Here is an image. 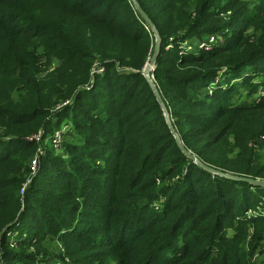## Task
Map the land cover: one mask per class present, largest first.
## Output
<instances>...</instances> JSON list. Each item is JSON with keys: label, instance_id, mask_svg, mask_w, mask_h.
Masks as SVG:
<instances>
[{"label": "trees", "instance_id": "16d2710c", "mask_svg": "<svg viewBox=\"0 0 264 264\" xmlns=\"http://www.w3.org/2000/svg\"><path fill=\"white\" fill-rule=\"evenodd\" d=\"M134 1L159 36L151 76L183 147L264 181V0L251 15L249 0H0V264L49 259L55 238L69 262L56 250L51 264H264V187L178 147L142 74L155 43ZM219 32L222 47L166 49ZM224 65L237 83L223 90ZM64 117L67 161L42 148ZM18 224L25 239L10 240Z\"/></svg>", "mask_w": 264, "mask_h": 264}, {"label": "rangeland", "instance_id": "374dc122", "mask_svg": "<svg viewBox=\"0 0 264 264\" xmlns=\"http://www.w3.org/2000/svg\"><path fill=\"white\" fill-rule=\"evenodd\" d=\"M239 1H247V0H239ZM249 1L252 2L253 4L250 5L248 7V9L245 11V14L246 15H251V12H254L255 13L257 10L260 9V5H261L260 4V1L261 0H249ZM227 14H228V12L227 13L220 12V17H223L224 18V17L227 16ZM235 27H237L236 24L233 25V27H231V28L228 27L227 29L224 30V32L225 33H229V32H231L229 30H232V28H235ZM150 28H151L150 36L152 38H154V43H156L155 42V35L153 33L152 27L150 26ZM252 32H253V29H252V27H250L249 30L247 31L246 35H251ZM169 40H172V39L169 38ZM171 42H172V44L169 45V46H167L166 49H169L171 47H178L180 49V54L183 53L181 55L197 53V52H199V51H201L203 49H209V50H211L213 48L222 47L224 45L223 38L220 35V32L217 33V34H210L205 39L200 38L198 35H191V36L186 37L183 40L177 41L174 46H173V40ZM153 52H154V49H153ZM153 52H152V54H153ZM152 54H151V56H152ZM151 56H150V58H151ZM150 58H149V60H150ZM149 60H148V63H146L143 68H145V66L149 65V62H150ZM154 65H155V63H154ZM154 65L151 67V70H154ZM262 68H264V67H262ZM219 70H220L219 80H216L214 82V84L217 85L219 88H221V89L224 90L225 88H228L227 86H231L232 84H236L237 83L236 82L237 79L230 78V71H228L227 66H225V65L224 66H221ZM99 73H102V70H99ZM144 73L145 72H144V69H143L142 74H143L144 78L147 80V78L145 77ZM149 77L152 80V83L158 89V86H157L156 82L153 80V77L151 76V74L149 75ZM256 81L259 82L260 81V78L257 79ZM188 84H194V83L193 82H190ZM211 85L212 84H209L207 88H204L202 90V93L203 94H206V92H207V95H211L212 92H213V90L216 89L215 86H211ZM199 86H200L199 83L196 82L195 88L196 89H199L200 88ZM262 87H264V86H262ZM260 90L264 91V88H261ZM158 92H159V90H158ZM259 92L260 91H258V93L254 95L253 98L255 100L258 98V96H260L259 95ZM159 94H160V92H159ZM243 94H245V92H243ZM236 97L234 98V101H235ZM242 102H247V103H245L246 105L250 103V101L248 99H246V98H244V97L241 96L238 99V104H244ZM70 103L71 102H65L63 105H60L58 108L66 105V104L68 105ZM164 108H163V110H164ZM167 111L168 110H166L164 112V116L167 117L168 124H170L173 127V124H172L173 119L171 118V116L168 114ZM228 122H232V121H225V123H228ZM232 123H234V122H232ZM59 128H61V131H58V130L57 131H53V132H51L48 135L50 137V145H49V142H47L46 140H44L42 142V148H43L44 151L46 149L49 152H51V154L54 155L55 157H58L61 160L67 161L70 154H69L68 149L66 148V143L69 140V138H68V136H64V138H63L62 134L65 133V132L74 131V128H73L72 122L67 117H64L61 120V122L59 124ZM174 133H175L176 136H178L176 134L175 130H174ZM0 140H2V139H0ZM3 142H5L3 144H7L10 141L7 140V141H3ZM225 145H226V147L229 148L228 149L229 152H230L229 153V156H230V159H232L238 153V149L236 148V146L234 144V135H233V137H231V138H229V139H227L225 141ZM249 145H250V143H249ZM259 147H261V146L260 145H257L254 148L257 149ZM197 161H199V160H197ZM197 161L196 160H193V163L198 164ZM32 170H33V173H38V164H37V168L32 169ZM28 183L24 186V189L26 188V186L28 185ZM30 183H32V182H30ZM41 188H42V191L41 192H46V190H47L46 187H41ZM27 232L28 231L26 230V228L22 224H18L16 227H14V229L11 232H9L7 234V236H8V238L10 240H15L21 234L22 235V239H25V236H26V233ZM233 232L234 231L229 230L228 231V234L231 235V234H233ZM44 247L50 253L49 259L46 258V257H43V259H42L43 261H36V264H51V263H53L54 261H52L50 258H53V256H55L54 254H56V250L58 252H61V254L64 256L66 262H69L68 261L69 260V257L66 256V247L64 246L63 242L60 239L55 238V241L54 242L51 241V240L50 241H46L44 243ZM28 248H30V251H33L34 250L33 247L31 248L30 246H28ZM255 260H264V257H259L256 254ZM18 264H20V263H18ZM54 264H62V263L56 262Z\"/></svg>", "mask_w": 264, "mask_h": 264}, {"label": "water", "instance_id": "95a60500", "mask_svg": "<svg viewBox=\"0 0 264 264\" xmlns=\"http://www.w3.org/2000/svg\"><path fill=\"white\" fill-rule=\"evenodd\" d=\"M134 6L135 8L138 10V12L140 13L141 17L152 27V30H153V33L155 35V47H154V52L150 58V62H149V65L145 66L144 68V75L145 77L147 78V81L149 82V85L157 99V101L159 102V104L164 108V104H163V101H162V98L158 92V89L156 88V86L152 83V80L150 79L149 75L151 74V67L154 65L155 61H156V56L158 54V51H159V36L157 34V31L156 29L152 26V24L150 23V21L148 20L147 16L145 15L144 12H142V10L139 8V6L137 5V3L134 1ZM151 70V71H150ZM165 112V111H164ZM166 120L168 121L167 117L165 116ZM169 125V129L171 131V133H174V128L170 125ZM175 140L177 142V145L178 147L191 159V160H198L193 154H191L190 152H188L184 147L183 145L181 144L178 136L175 135ZM198 164L200 166H202L203 168H205L206 170H209L213 173H217L218 175L220 176H223V177H226V178H229V179H233V180H239V181H244V182H247L251 185H254V186H258V187H264V181H261V180H258V179H253V178H250V177H240V176H234L232 174H227V173H221V172H217L216 170L212 169V168H209L207 167L206 165H203L201 164L199 161H197Z\"/></svg>", "mask_w": 264, "mask_h": 264}, {"label": "built area", "instance_id": "2783aa9c", "mask_svg": "<svg viewBox=\"0 0 264 264\" xmlns=\"http://www.w3.org/2000/svg\"><path fill=\"white\" fill-rule=\"evenodd\" d=\"M203 46H204V45H203ZM33 138L36 139V140H38V139H39V134L36 135V136H33ZM37 161H38L37 159L32 160V162H31V169H35V168H37V164H38ZM23 191H24V186H23L22 192H23Z\"/></svg>", "mask_w": 264, "mask_h": 264}]
</instances>
